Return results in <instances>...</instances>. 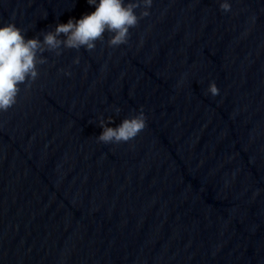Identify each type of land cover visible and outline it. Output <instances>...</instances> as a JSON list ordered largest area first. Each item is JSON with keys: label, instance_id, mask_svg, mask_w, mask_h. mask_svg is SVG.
<instances>
[{"label": "water", "instance_id": "obj_1", "mask_svg": "<svg viewBox=\"0 0 264 264\" xmlns=\"http://www.w3.org/2000/svg\"><path fill=\"white\" fill-rule=\"evenodd\" d=\"M230 5L152 0L125 43L39 53L0 111V264H264V0ZM93 7L0 0V22ZM141 105L134 137L97 140Z\"/></svg>", "mask_w": 264, "mask_h": 264}, {"label": "clouds", "instance_id": "obj_2", "mask_svg": "<svg viewBox=\"0 0 264 264\" xmlns=\"http://www.w3.org/2000/svg\"><path fill=\"white\" fill-rule=\"evenodd\" d=\"M87 3L94 6L92 10L83 12L79 17L69 16L66 21H57L54 27L42 32L40 36H26L14 21L0 22V111L16 102L21 83L36 78V65L47 59L39 53L54 50L59 54L61 46L92 49L98 39L104 38L105 32L109 33V45L125 43L129 28L138 21L135 9L143 5L139 16L147 15L152 0H87ZM219 7L228 10L231 7L230 0H219ZM78 61L77 56L74 62ZM65 74H69L67 69ZM206 91L212 95L219 92L215 80L208 82ZM119 110L117 106L115 111ZM113 119L108 116L98 121L101 131L96 135L97 140L127 141L144 128L146 123L143 105L140 110L124 116L114 125L106 122Z\"/></svg>", "mask_w": 264, "mask_h": 264}]
</instances>
